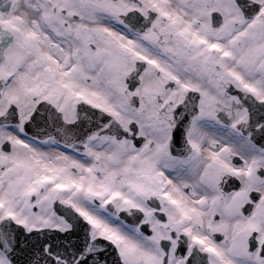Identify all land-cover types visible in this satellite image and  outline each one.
I'll return each mask as SVG.
<instances>
[{"label":"snow or ice","instance_id":"obj_1","mask_svg":"<svg viewBox=\"0 0 264 264\" xmlns=\"http://www.w3.org/2000/svg\"><path fill=\"white\" fill-rule=\"evenodd\" d=\"M0 264H264V0H0Z\"/></svg>","mask_w":264,"mask_h":264}]
</instances>
